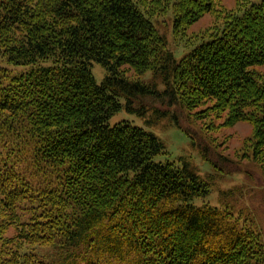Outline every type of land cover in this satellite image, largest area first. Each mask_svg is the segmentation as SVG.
<instances>
[{
  "label": "trees",
  "instance_id": "trees-1",
  "mask_svg": "<svg viewBox=\"0 0 264 264\" xmlns=\"http://www.w3.org/2000/svg\"><path fill=\"white\" fill-rule=\"evenodd\" d=\"M206 14L177 58L161 17L179 35ZM121 110L211 161L183 121L248 122L264 170V0H0V264H264L260 230L194 203L209 175Z\"/></svg>",
  "mask_w": 264,
  "mask_h": 264
},
{
  "label": "rangeland",
  "instance_id": "rangeland-1",
  "mask_svg": "<svg viewBox=\"0 0 264 264\" xmlns=\"http://www.w3.org/2000/svg\"><path fill=\"white\" fill-rule=\"evenodd\" d=\"M226 5L234 6L235 0H224ZM213 20L206 14L193 25L189 26L184 33L176 35L172 21L168 17H161L159 26L168 36L170 47L175 56L181 58L190 48L188 42L198 39V34L211 26ZM92 71L96 79L101 82L106 71L99 63H94ZM137 115V114H136ZM131 113L121 110L112 119L115 123L121 118H129L134 123L143 125L155 132L165 143L170 159L182 164L187 160L202 175H209L214 182L211 192L204 197H196V205H211L228 208L236 216L249 221L260 230L264 241V170L250 156L246 155L245 140L252 133V126L248 122H238L232 126H221L223 118H212L218 124L210 128L211 132H202L203 124L208 122H184L187 126L197 131L199 142L211 143L213 151L210 152L212 161L205 159L199 149L192 145L193 139L183 129L178 127L171 118H163L157 124H149L145 118H140ZM151 117V113L148 114ZM211 120V119H210ZM203 134V135H201Z\"/></svg>",
  "mask_w": 264,
  "mask_h": 264
}]
</instances>
